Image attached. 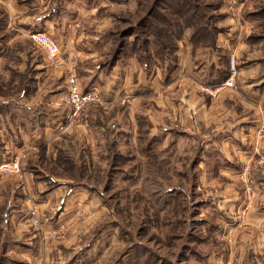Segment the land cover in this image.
I'll return each mask as SVG.
<instances>
[{"label":"rangeland","instance_id":"374dc122","mask_svg":"<svg viewBox=\"0 0 264 264\" xmlns=\"http://www.w3.org/2000/svg\"><path fill=\"white\" fill-rule=\"evenodd\" d=\"M194 4L200 9L192 17ZM203 23L214 31L200 33L194 24ZM32 31L50 33L66 57V43L62 46L60 40L71 37L78 49L74 63L53 62L32 40ZM195 31L201 35L196 40ZM259 40L264 41V0H0V165L19 161L18 171L0 169V264H264L262 152L240 167L233 152V162H222L220 146L205 145L194 131L178 124L171 131L163 129L169 125L163 112L154 137L146 116L140 130H132L134 112L126 98L115 102L124 113L120 121L114 111L103 128L84 131L75 124L91 104L72 121L67 100V73L74 66L84 90L114 93L121 84L118 95L139 93L143 99L153 89L164 91L165 83H176L180 74L192 75L186 68L179 70L182 43L191 44L193 52L199 47L206 52L225 42L231 58L235 49L243 55L245 43ZM256 49L257 58L264 55V45ZM198 60L192 57L193 65ZM236 67L238 71L237 58ZM229 68L225 79L231 64ZM112 70L114 76L103 77ZM237 71L235 87L220 89H242ZM60 90L66 114L48 139L51 149L44 143L26 146L30 141L23 135L29 127L20 130L19 124L30 126L34 119L43 123L50 116L40 110L32 114L26 107L37 103L50 108L46 102ZM90 109V119L98 120V105ZM263 130L264 124L258 137ZM220 164L235 167L234 177L220 175ZM51 177L86 191L83 197L89 193L93 202L89 208H99L76 238L71 223L59 220L65 195L56 194L54 201L36 186L41 180L47 189L55 187ZM41 198L50 199L43 211L53 232L44 231L47 225L42 228L40 218L11 222L15 209L22 208L29 217L37 206L34 199ZM90 213L84 210L78 217L85 220Z\"/></svg>","mask_w":264,"mask_h":264},{"label":"crops","instance_id":"0c3cea01","mask_svg":"<svg viewBox=\"0 0 264 264\" xmlns=\"http://www.w3.org/2000/svg\"><path fill=\"white\" fill-rule=\"evenodd\" d=\"M232 30V32H234L235 28H232ZM67 38L68 39L66 41L63 40V37L60 40V42L63 44L62 46H65L66 43V47H63V52L69 54L68 57L63 55L62 64L64 63L65 66L66 62H64V60L70 61L72 63V55L78 51V49L73 45L72 38ZM261 44L264 45L263 40H259V42L256 44L254 43V45L245 43L246 51H243V55H240L238 50H234L236 53L233 55L236 56L237 62L239 64L237 71L239 72L238 83L242 86V89L236 87L234 89L227 88L211 92L209 88H207L208 85H214L219 83V81L224 80L230 73L229 53H231V50L225 48V42L221 44L218 42V47H216L215 50L206 52H201L199 50L200 47L193 52L191 44L187 43L184 45L182 43L184 48L187 46V50L184 52L183 48L182 53L179 55V70L181 73V71L186 68L187 70L191 71L192 75L187 76L180 74L176 83L173 84L172 82L169 85H167L168 83H165L167 87L164 85L165 89L161 93L156 92L158 89H153L147 92V94L141 95L142 97L148 95L146 98L148 102L151 103L149 105L144 104V100L146 98H139V93L131 94L129 92L126 93V96L118 95L122 88L121 84L114 93L102 91L100 95L102 99L108 102L107 105L105 106L102 103H93L89 106L91 108L92 105H98L99 111L102 113L101 117L98 120L93 118L90 119V116L92 117V110L88 107L89 110L87 108V111L83 114L80 122L75 125L77 127L79 126V128L83 129L84 131H88L89 129L90 131L94 130L96 126L103 128L105 124L108 123L107 120H109V116L107 115L113 114L114 111L116 122L120 121L123 118L124 113L120 112V106H116L115 102L118 103L120 98L125 101L126 98L129 102H131L130 105L132 106L134 112L131 121L133 126L132 130H140V121L142 118H144V116H146V120L149 123L147 128H151L152 136L154 137L158 129L157 126H159V112H163L162 119L164 120L165 124H169L163 129L172 130L173 127L178 124L179 127L184 130H188L190 132L194 131L196 135H201L205 145L220 146V151H222L224 155V159H221L222 162H229L230 164V161L233 162L234 156H237V159H240L238 161V167H240L239 165H241L242 162L249 163L254 154H261V152L264 154V130L262 137H258L257 135V131L264 124V111L262 112V108L258 107L259 105L264 106V55H261L258 58L254 55L257 50L256 46ZM219 48H223L221 52ZM251 48L254 49L252 50ZM192 57L202 60H198L193 65ZM61 70L63 71L64 69ZM75 71L77 72L76 69ZM113 74L114 70H112L110 74L106 73L102 75L106 78L110 75L112 76ZM137 78L141 79L140 76ZM169 82L171 81L169 80ZM62 92L63 90L52 93V97L46 102L50 108L44 106L47 110L37 103L26 107L27 110L35 112L32 114H38L36 113L38 112L37 110H40L43 114H50V116H47L48 118L45 119V122L43 123H38L34 119L30 121V126L24 122L19 124V127H21L20 130H22V128L27 129V127H29L30 134L25 132L23 135L24 139L30 141L29 143L25 142L26 146H35L36 144V146L39 147L41 143H44L43 145L47 146V150L51 149V143L53 144V141L49 142L48 139L52 138L51 136L57 130L58 125L64 120V115L66 114L62 109V104L64 102L61 101L62 98H64V93ZM128 95H134V97L130 99L128 98ZM109 105L110 108L107 109ZM134 106L136 107L135 109ZM159 106L164 107L163 111L158 109ZM140 108L142 110H140ZM124 111L127 113V108H125ZM13 136L17 137V134L15 133ZM10 141L12 142V140ZM227 147H232V151H230V148L226 150ZM104 150L107 151L106 143L104 144ZM8 158L5 160H10ZM228 165L220 164V167L217 170L219 171L220 175L234 177L236 168ZM67 183L69 182H62L55 187H49L47 189V185L39 180L36 183V186L40 189V191H44V193L47 192L48 198L54 199V201V196L56 194H60L61 196L65 195L63 197V202L60 201L61 205H63V208H61L59 217H62V219L59 220H66L67 223H71L70 229L73 234L75 233V236H73L76 238V236L78 237V234H81L82 226H87L93 222L94 217H97L100 211L98 206L89 208L93 203L92 200H88L90 195L89 193H87L86 197L84 198L83 195L86 191H78L76 187L67 185ZM50 199H47V201ZM31 200L33 201V198ZM44 200L45 199L37 201L34 199V202H37V206L42 210L39 212V218L42 221V228L45 223L47 226H45L44 231L53 232L51 227L52 225H48L46 222L49 216L43 211L45 209L44 206H49L50 202ZM86 200L90 202H87ZM84 210L87 212L90 211L91 213L87 217H84L86 218L85 220H82L79 218V215L83 213ZM76 212L79 214L76 215ZM28 215V212L23 213L22 208H17L11 214V222L14 225L23 224V222H26V220L29 219ZM75 217L77 218L74 219ZM18 248L19 247H15V250ZM50 248L51 247L47 248L48 251L46 256L48 257L51 255ZM63 248L61 246L62 251Z\"/></svg>","mask_w":264,"mask_h":264},{"label":"built area","instance_id":"2783aa9c","mask_svg":"<svg viewBox=\"0 0 264 264\" xmlns=\"http://www.w3.org/2000/svg\"><path fill=\"white\" fill-rule=\"evenodd\" d=\"M32 40L40 45L48 54L49 58L55 62L57 65H62L63 61V53L62 48L59 42L48 32L46 31H32L30 34ZM236 56L231 55L230 64H231V74L225 79L223 82L216 85H208L207 88L211 92L215 90H219L223 87H235L234 75L236 74ZM75 61V56L72 55V63ZM69 92H68V102L72 106V112L70 114L71 120L78 119L84 110L92 103H102L103 105H107V101L102 99L99 91L95 88L84 90L81 87L79 78L77 76V72L73 68H69L67 73ZM258 107L264 108V106L259 105ZM0 169L2 171H18L19 170V161H10L5 162L0 165ZM38 210L35 207V210L32 211V214L29 216V219H33L35 222L39 221ZM79 213L76 212V215ZM42 222V221H41ZM42 227V223H41ZM62 228L63 226L60 225Z\"/></svg>","mask_w":264,"mask_h":264},{"label":"trees","instance_id":"16d2710c","mask_svg":"<svg viewBox=\"0 0 264 264\" xmlns=\"http://www.w3.org/2000/svg\"><path fill=\"white\" fill-rule=\"evenodd\" d=\"M200 9V7H199V5H195L194 4V6H193V9L191 10V12L192 13H190V14H192V15H190V16H196L198 13H197V9ZM197 13V14H196ZM195 14V15H194ZM199 14H201L205 19H207V14H206V11H201ZM208 25H206L205 23H203L202 25H195L194 24V27H196V29H201V31H200V33H202V31L204 32V33H208V34H211L212 33V31H214V29H213V27H207ZM193 36H194V40H196L197 38H198V36H201L198 32H194L193 33ZM195 42H198V41H195ZM195 44V46H197L198 45V43H194ZM200 44V43H199ZM161 46H163L162 45V43H161ZM164 50V49H163ZM163 50H161V52H163ZM118 53L119 52H117V55H118ZM114 56V58L116 59V57H115V55H113ZM61 154V153H60ZM59 156V155H58ZM51 179L54 181V186H56L57 184L59 185V184H61L62 182L61 181H59V180H57V179H54V178H52L51 177ZM79 184H82V185H84L85 187H87V188H89L90 190L92 189V187L89 185V183H87L86 181H81V182H79ZM71 186H73V185H71ZM74 187V186H73ZM92 190H94V189H92Z\"/></svg>","mask_w":264,"mask_h":264}]
</instances>
